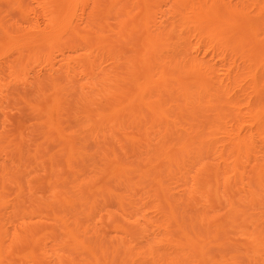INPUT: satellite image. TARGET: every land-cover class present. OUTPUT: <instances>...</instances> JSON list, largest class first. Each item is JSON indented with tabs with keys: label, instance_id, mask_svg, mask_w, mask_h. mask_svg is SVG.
<instances>
[{
	"label": "bare ground",
	"instance_id": "1",
	"mask_svg": "<svg viewBox=\"0 0 264 264\" xmlns=\"http://www.w3.org/2000/svg\"><path fill=\"white\" fill-rule=\"evenodd\" d=\"M0 264H264V0H0Z\"/></svg>",
	"mask_w": 264,
	"mask_h": 264
},
{
	"label": "rangeland",
	"instance_id": "2",
	"mask_svg": "<svg viewBox=\"0 0 264 264\" xmlns=\"http://www.w3.org/2000/svg\"><path fill=\"white\" fill-rule=\"evenodd\" d=\"M5 82L10 83L11 82V79H8ZM9 85H10L9 86V90L13 94V96H15L17 94H22V93L26 92V90H25L26 87L23 86V84H21L20 82L13 81ZM10 102H11L10 105H12V106H15V104H17V102H14V100H12V99H11ZM35 134H37V133H35ZM38 138H39V136H38Z\"/></svg>",
	"mask_w": 264,
	"mask_h": 264
}]
</instances>
